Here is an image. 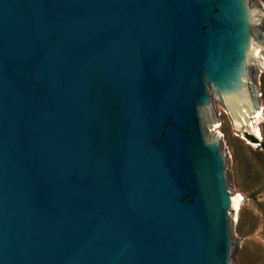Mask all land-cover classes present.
<instances>
[{"label":"water","instance_id":"obj_1","mask_svg":"<svg viewBox=\"0 0 264 264\" xmlns=\"http://www.w3.org/2000/svg\"><path fill=\"white\" fill-rule=\"evenodd\" d=\"M260 40L251 0H0V264H235L205 122Z\"/></svg>","mask_w":264,"mask_h":264},{"label":"rangeland","instance_id":"obj_2","mask_svg":"<svg viewBox=\"0 0 264 264\" xmlns=\"http://www.w3.org/2000/svg\"><path fill=\"white\" fill-rule=\"evenodd\" d=\"M251 7L257 13L261 40L256 57H250L255 86L249 91V112H261L256 120L261 138L254 137L257 143L248 140L246 133L251 134V120L246 119L238 126L216 91L213 95L220 103L205 122L208 139L218 134L220 146L231 157L235 195L242 197L235 210L233 236L238 249L235 264H264V147L259 145H264V0H251ZM244 114L248 115L247 111Z\"/></svg>","mask_w":264,"mask_h":264},{"label":"bare ground","instance_id":"obj_3","mask_svg":"<svg viewBox=\"0 0 264 264\" xmlns=\"http://www.w3.org/2000/svg\"><path fill=\"white\" fill-rule=\"evenodd\" d=\"M254 53H257L256 49L254 50ZM244 115L246 116V114H244ZM244 115L240 116V119L242 120V122L245 121ZM260 115H261V112L257 111L255 113H253L252 116H248L249 117L248 119L251 120L250 124H249L250 128H251L253 134L255 135V137L258 139L261 138V133H260L258 126L256 125V120L258 119V117H260ZM252 119H253V121H252ZM236 124L238 125V123H236ZM235 197H236V208H235V210H237L240 206L241 201H242V197L239 194H236Z\"/></svg>","mask_w":264,"mask_h":264},{"label":"trees","instance_id":"obj_4","mask_svg":"<svg viewBox=\"0 0 264 264\" xmlns=\"http://www.w3.org/2000/svg\"><path fill=\"white\" fill-rule=\"evenodd\" d=\"M247 136V138H248V140L250 141V142H252V143H257L256 142V139H254L253 137H251V136H248V135H246ZM261 147H264V145H263V143H261V144H259Z\"/></svg>","mask_w":264,"mask_h":264}]
</instances>
